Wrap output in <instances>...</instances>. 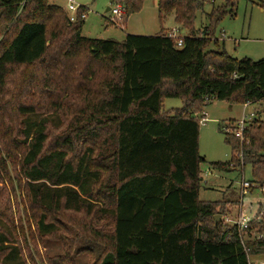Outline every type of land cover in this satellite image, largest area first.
Segmentation results:
<instances>
[{"label":"trees","instance_id":"trees-1","mask_svg":"<svg viewBox=\"0 0 264 264\" xmlns=\"http://www.w3.org/2000/svg\"><path fill=\"white\" fill-rule=\"evenodd\" d=\"M110 1L126 23L146 0ZM207 1L158 0L162 22L174 14L190 30L179 46L164 33L89 38L84 20L49 0H0V264H75L80 237L105 246L96 264H250L264 253V121L250 122L248 142L224 126L232 157L211 162L251 166L263 190L250 230L216 224L221 202L200 200L198 115L214 100L264 101V59L211 49L226 7L197 33ZM167 98L182 106L165 111ZM46 113L60 124L33 119ZM46 236L68 251H41Z\"/></svg>","mask_w":264,"mask_h":264},{"label":"rangeland","instance_id":"rangeland-1","mask_svg":"<svg viewBox=\"0 0 264 264\" xmlns=\"http://www.w3.org/2000/svg\"><path fill=\"white\" fill-rule=\"evenodd\" d=\"M49 1L67 10L69 0ZM73 1L89 8L83 27V35L86 37L113 39L122 42L127 34H168L173 29L177 30V35L181 37L190 34V30L177 24L173 16L167 15L168 17H165L166 20L164 19L162 22L158 8L154 5L153 0H146L143 9L139 13L130 16L126 23L122 22L124 20L123 17L122 21L116 20L118 21L117 24L111 22L114 17L112 12L106 11L108 6L114 7L110 0ZM237 1L235 9L230 12V0H208L203 10L197 14L196 27L199 29L197 33L202 32L205 26L208 25V13L215 8H223L225 6L228 12L215 28V34L212 37L216 44L212 43L211 49L221 51L224 49L231 56L238 59L244 57L254 61L264 59V0ZM181 106L182 102L180 99L167 98L164 101L163 109L171 111ZM204 112L206 116H203V113L198 115V118L206 119L200 123L199 151L203 158L201 163L203 181L200 189V200L221 202L223 210L215 214L214 222L216 224L220 223L222 227L230 228L236 224L241 216L255 217L261 201L262 189L258 184L253 183V188L240 197V194H242V182H252L251 166L247 165L244 169L239 168L222 172L213 169L211 162H224L232 157V149L225 141L223 127L232 128V126H237L245 114L249 118L251 113H255V116L247 122L246 128H248L255 117L264 121V101L247 105L241 102L214 100L204 106ZM33 119L36 121L50 120L54 126H58L61 121L59 115L55 113L38 114ZM233 131L235 133L236 129H233ZM239 139L241 141H249V138H245L244 135L239 137ZM11 175L13 176V172ZM4 185L5 183L0 178V205L3 203ZM12 201L14 214L18 216L21 213L25 221L26 206L23 194L18 192L16 197H12ZM216 218L217 221L215 220ZM27 229L29 230L28 225ZM68 237L72 239V233L68 234ZM27 238L29 239L28 231ZM44 238L40 245L41 251L49 255H62L65 251H68L62 240L48 236ZM75 242L76 244L73 247L75 264H96L100 254L105 249L103 244H99L91 238L80 237ZM250 264H264V253L250 255Z\"/></svg>","mask_w":264,"mask_h":264},{"label":"built area","instance_id":"built-area-1","mask_svg":"<svg viewBox=\"0 0 264 264\" xmlns=\"http://www.w3.org/2000/svg\"><path fill=\"white\" fill-rule=\"evenodd\" d=\"M83 6L75 3L73 0H69L67 3V9L70 11V20L72 22L77 21L78 19L80 20H84L86 19L87 15H88V11L85 10H81ZM109 12H112V14L114 15L113 20H111V22L113 24H117L118 21L116 20H123L124 14H125V10L121 5H114V7H110ZM123 22V21H122ZM169 37H172L174 39L177 40V44L179 46H182L183 44V37L178 36L177 35V30L173 29L171 32H169L167 34ZM203 116H206V113L203 112ZM255 116V113H251L250 117L248 118L247 115L245 114L243 119L238 123V127L236 129L235 134L239 137H242L244 135V131L246 129V124L247 122L253 118ZM206 119L199 118L200 123L204 122ZM242 193L245 195L248 193L249 189L253 188V183L250 181H243L242 184ZM263 190V189H262ZM239 231L241 233L243 232H247L250 230V218H248L247 216H241L240 219L236 222V224ZM262 235H260L261 237Z\"/></svg>","mask_w":264,"mask_h":264},{"label":"crops","instance_id":"crops-1","mask_svg":"<svg viewBox=\"0 0 264 264\" xmlns=\"http://www.w3.org/2000/svg\"><path fill=\"white\" fill-rule=\"evenodd\" d=\"M153 1H154V5L157 6V8H158V0H153ZM110 3H111V1H110ZM81 6L85 7L86 10L88 11L89 8H88L87 6H84V5H81ZM108 8H110V6H108V7L106 8V11H109ZM168 16H173V17H174V14H169ZM168 16H167V17H168ZM165 20H166V18H165ZM164 22H165V21H164ZM83 27H84V26H83ZM164 28H165V27H164ZM164 28H163V29H164ZM165 29H166V28H165ZM82 33H83V30H82ZM83 36H84V35H83ZM89 38H91V37H89ZM93 38H94V37H93ZM100 39H102V38H100Z\"/></svg>","mask_w":264,"mask_h":264},{"label":"water","instance_id":"water-1","mask_svg":"<svg viewBox=\"0 0 264 264\" xmlns=\"http://www.w3.org/2000/svg\"><path fill=\"white\" fill-rule=\"evenodd\" d=\"M108 10H110V8H108ZM215 220L217 221V218Z\"/></svg>","mask_w":264,"mask_h":264}]
</instances>
